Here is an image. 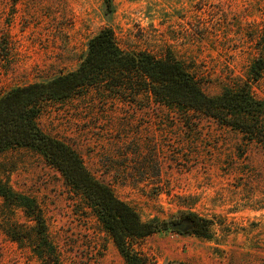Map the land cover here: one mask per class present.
<instances>
[{"label":"rangeland","instance_id":"rangeland-1","mask_svg":"<svg viewBox=\"0 0 264 264\" xmlns=\"http://www.w3.org/2000/svg\"><path fill=\"white\" fill-rule=\"evenodd\" d=\"M112 1L108 14L104 0H0V96L76 70L105 28L127 52L171 53L209 95L246 80L261 52L264 0ZM106 86L46 103L39 124L143 221L165 224L130 241L134 253L146 264H264V147L204 114ZM253 93L264 100V75ZM0 175L38 203L63 264H128L88 200L41 154H0ZM186 215L203 228L173 231ZM34 226L0 198V264H56L38 257Z\"/></svg>","mask_w":264,"mask_h":264},{"label":"trees","instance_id":"trees-1","mask_svg":"<svg viewBox=\"0 0 264 264\" xmlns=\"http://www.w3.org/2000/svg\"><path fill=\"white\" fill-rule=\"evenodd\" d=\"M104 1L107 13L111 14L113 1ZM259 46L261 52L251 62L246 80H236L218 95H209L198 75L171 53L159 58L147 52H127L120 47L114 32L105 28L89 41L87 57L76 70L15 87L0 96V154L16 148L41 154L88 200L127 263L146 264L131 249L130 241L152 236L163 230L165 224L158 220L143 221L132 207L117 198L109 185L89 172L73 148L47 135L39 124L45 104L66 100L85 88L105 85L117 95L120 91L132 90L134 100L138 99L139 92H147L163 105L178 108L185 115L204 114L241 132L249 142L264 147V100L253 93V84L264 75V30ZM0 198L6 204L23 208L35 222L34 237L40 244L38 257L63 264L38 203L14 193L1 175ZM8 235L21 243L11 232Z\"/></svg>","mask_w":264,"mask_h":264},{"label":"flooded vegetation","instance_id":"flooded-vegetation-1","mask_svg":"<svg viewBox=\"0 0 264 264\" xmlns=\"http://www.w3.org/2000/svg\"><path fill=\"white\" fill-rule=\"evenodd\" d=\"M184 221H189L193 224V227L191 229H189L187 232L185 233H188V232H191V231H200L202 228H203V224H202V221L193 217V216H190V215H186V216H183L182 218H180L179 220H177L176 222L174 223H181V222H184Z\"/></svg>","mask_w":264,"mask_h":264},{"label":"water","instance_id":"water-1","mask_svg":"<svg viewBox=\"0 0 264 264\" xmlns=\"http://www.w3.org/2000/svg\"><path fill=\"white\" fill-rule=\"evenodd\" d=\"M193 227V224L189 221L172 224L171 228L173 231L185 233Z\"/></svg>","mask_w":264,"mask_h":264}]
</instances>
